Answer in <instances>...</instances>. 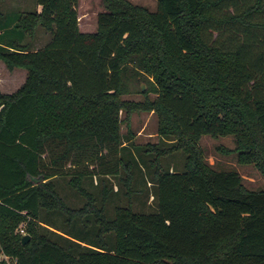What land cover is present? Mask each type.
Instances as JSON below:
<instances>
[{"label": "trees", "instance_id": "obj_1", "mask_svg": "<svg viewBox=\"0 0 264 264\" xmlns=\"http://www.w3.org/2000/svg\"><path fill=\"white\" fill-rule=\"evenodd\" d=\"M100 2L92 31L77 26V0L0 11V61L24 70L14 90L0 92V254L8 258L0 264H264V188L211 169L196 144L202 134L231 136L236 161L264 179V49L252 54L246 33L264 28V19L250 20L264 15V0H155L153 10ZM37 26L50 38L31 48ZM232 26L245 32L233 49L205 38ZM139 78L147 89L136 92L154 98L122 99ZM137 109L155 113L157 133L173 140L163 152L182 151L183 166L159 169L160 148L150 145L153 157L140 162L156 209L114 205L107 218V176L118 175L129 199L143 171L119 131ZM60 175L83 198L78 208L57 192ZM85 177L91 185L96 177L97 195Z\"/></svg>", "mask_w": 264, "mask_h": 264}, {"label": "rangeland", "instance_id": "obj_2", "mask_svg": "<svg viewBox=\"0 0 264 264\" xmlns=\"http://www.w3.org/2000/svg\"><path fill=\"white\" fill-rule=\"evenodd\" d=\"M132 3L145 7L148 10L155 8V0H129ZM248 2L252 0H247ZM35 7L34 0H2L0 1V11L8 14L17 10H33ZM103 9L100 0H77L76 14H77V26L81 31H92L95 28V17L98 11ZM228 14L234 13L233 7L226 6L223 9ZM220 15V12H219ZM264 19V15H254L250 18L254 23L261 22ZM223 31L220 34L215 33L213 30H207L205 32V38L217 39L225 43L226 48L233 49L243 41L242 26L237 27V31H233V26L229 29L222 27ZM229 29V31H228ZM246 32L250 38L251 52L252 54L264 49V28L248 27ZM234 32L232 35L229 33ZM251 36L253 38H251ZM50 38L48 31L43 30L37 26L34 34L30 39L31 48H37L46 43ZM257 38L261 39L258 40ZM29 37L25 36L22 40H27ZM250 52V53H251ZM253 56V55H252ZM1 63V61H0ZM16 71H8L0 64V87L3 91L11 92L14 90L23 80L24 70L22 68H15ZM143 85V91L147 89V84L142 79H138L130 86V91L121 95V98L125 101L142 102L144 99H153L155 93L151 90H147L144 95L136 92L139 86ZM120 118H123V110L119 114ZM120 133L123 135V140L128 137V141L125 142L128 145L131 153L137 158L143 171L141 174L133 175V179L130 183L132 189H136L135 193L130 196L129 199L122 193L125 190V186L118 179V175L107 176L109 183L114 189V194H109L108 199L104 203V213L107 218H111L113 215V206L130 205L131 209L135 212H153L156 209L155 199L153 196V184L149 179V174L146 173L143 163L140 162V158L146 162L153 157V151H150V145L155 148H160L158 152V168L168 170H181L183 166L184 154L180 150L165 151L168 149L173 140L170 137L159 135L156 131V115L152 111L146 110H132L128 112L127 116L122 119L119 128ZM196 144L198 145L204 162L213 170H234L241 177V183L246 189L258 190L264 188V179L259 171L251 164L238 163L236 161V152L234 149V143L231 136H210L208 134H202L198 137ZM162 152V153H161ZM120 155L124 156V150H120ZM122 175V174H121ZM67 176H56L54 179L57 192L64 199L67 206L72 209L78 208L83 203V198L67 183ZM84 186L93 191L96 194L97 188L94 187L96 177L83 179ZM88 181V182H87ZM98 197V196H97ZM127 200L130 202L128 203ZM58 219V218H57ZM90 221L85 222L87 226L83 229L84 234L88 237L92 236L93 228L90 227ZM74 229V228H73ZM78 231V228H75ZM0 258L8 259L3 254H0Z\"/></svg>", "mask_w": 264, "mask_h": 264}, {"label": "water", "instance_id": "obj_3", "mask_svg": "<svg viewBox=\"0 0 264 264\" xmlns=\"http://www.w3.org/2000/svg\"><path fill=\"white\" fill-rule=\"evenodd\" d=\"M140 90H143V85H140ZM27 240H28V235L25 234V233H22L21 236H20V238H19L20 244L26 243Z\"/></svg>", "mask_w": 264, "mask_h": 264}, {"label": "crops", "instance_id": "obj_4", "mask_svg": "<svg viewBox=\"0 0 264 264\" xmlns=\"http://www.w3.org/2000/svg\"><path fill=\"white\" fill-rule=\"evenodd\" d=\"M35 8H36V10L38 9V6H35ZM2 66H3V64H2V62L0 63ZM4 67V66H3ZM5 68V67H4ZM7 70V69H6ZM8 71H16L15 70V68H13V69H11V70H8ZM24 77V76H23ZM3 88L2 87H0V92H5V91H3L2 90Z\"/></svg>", "mask_w": 264, "mask_h": 264}, {"label": "built area", "instance_id": "obj_5", "mask_svg": "<svg viewBox=\"0 0 264 264\" xmlns=\"http://www.w3.org/2000/svg\"><path fill=\"white\" fill-rule=\"evenodd\" d=\"M19 232H20V233H23V232H22V229H19Z\"/></svg>", "mask_w": 264, "mask_h": 264}]
</instances>
